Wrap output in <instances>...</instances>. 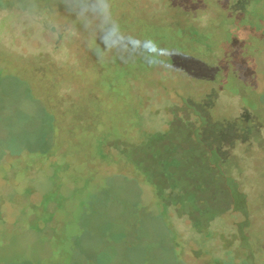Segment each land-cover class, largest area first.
Listing matches in <instances>:
<instances>
[{"label":"rangeland","instance_id":"rangeland-1","mask_svg":"<svg viewBox=\"0 0 264 264\" xmlns=\"http://www.w3.org/2000/svg\"><path fill=\"white\" fill-rule=\"evenodd\" d=\"M262 2L0 0V264H264Z\"/></svg>","mask_w":264,"mask_h":264},{"label":"flooded vegetation","instance_id":"flooded-vegetation-1","mask_svg":"<svg viewBox=\"0 0 264 264\" xmlns=\"http://www.w3.org/2000/svg\"><path fill=\"white\" fill-rule=\"evenodd\" d=\"M253 1L254 0H252V3H253ZM263 3L264 2H262L260 5H262ZM177 8H178V6L176 5L175 6V9L177 10ZM2 10L3 11H6L8 9L7 8H3ZM177 12H178V10H177ZM139 20L142 21L143 19L142 18H139ZM189 20H190V18L189 19L185 18L183 16L182 12H181V13H179V15L176 18H174L173 16H171L170 19H169V21L168 22L166 21V22H167V24H169L171 22L172 23V27H174L173 26L174 24H175V26L178 25V22H179V24L184 27L186 25L189 26V24L192 25V22H194V21H192V19L190 20V22H189ZM231 24H234V26H232ZM231 24H230L231 29H232V27L236 28L235 27V25H236L235 22H233ZM248 25H249V23H248ZM125 29L128 31V33H126L125 36L129 37V40H128L129 43L127 44V41H126V45H125V46H128L129 47V48L127 47L128 49H126V50H128L127 53H126V51L125 52L124 51H121V48L119 49V52L118 53H116V52L114 53V48L113 49H110V45L105 44L102 40H101V44H100L101 45V50L100 49L96 50L92 46V44H90V38L92 37V34L91 33H89V35L86 38H85V36H81L80 38H76V40L72 44V48H73L74 54H75V60L80 65H83L85 67V70H83V69L80 70L79 69L77 71L78 72H82V73H85L87 71H91L93 73L101 74V73H103L105 71V67L103 65L111 62L114 56H117V57H120V58L123 57V56H126V55H129L130 57H136L135 56V54H136V48L139 47V46H141L143 44V41H142L143 40V37H142V34H141V28L138 27V30H135V32H132L131 27L125 28ZM180 29H181V32L183 34H188V32L190 30V29H187V28H180ZM251 33L252 32H250V31L248 32V34H251ZM112 34H114V33H112ZM241 35L243 36L244 33H241ZM175 36L178 37V35H175ZM184 36H188V35H184ZM242 36H241V38H243ZM173 39H176L177 40L176 37H173ZM124 40H126V37H125ZM117 47H119L118 44L116 45V48ZM174 47L176 48V46H174ZM178 48L179 47H177V49ZM228 49L230 50V47H228ZM174 51H176V50H174ZM222 55L224 56V51H222ZM109 64H111V63H109ZM45 83L47 84V82H45ZM113 104H114V102H113ZM108 105H109V102H108ZM90 110L93 111L94 110V106L93 107H90ZM76 118H77V116H76ZM93 120L94 119H92V122H93ZM127 125H130V124H127ZM111 145H113V144H111ZM235 208L237 210V207H235ZM218 215H220V214H218ZM6 223H7V220L6 219H3L2 224H3L4 227H5V224ZM5 230H6V228H5ZM3 243H6L5 240L3 241ZM256 247H258L257 248L258 250H254V255L255 254L262 255V259H264V249L260 245L259 246H256Z\"/></svg>","mask_w":264,"mask_h":264},{"label":"crops","instance_id":"crops-1","mask_svg":"<svg viewBox=\"0 0 264 264\" xmlns=\"http://www.w3.org/2000/svg\"><path fill=\"white\" fill-rule=\"evenodd\" d=\"M242 143H244V142H239L238 145H239V144L241 145ZM224 145H225L226 148H227V145H228L229 147H231V143H230V142H229V143H224ZM224 145H223V146H224ZM210 154H211V151L209 152V155H210ZM218 159H219V158H218ZM218 159H216V157H215L214 160H217V162H218ZM220 166H221V165L214 164L213 168H214V167H215V168H217V167L219 168ZM213 168H212V169H213ZM224 172H225V169H224ZM225 173H226V172H225Z\"/></svg>","mask_w":264,"mask_h":264}]
</instances>
